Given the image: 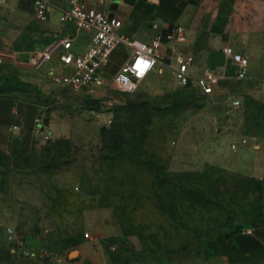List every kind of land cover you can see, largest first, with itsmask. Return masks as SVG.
I'll list each match as a JSON object with an SVG mask.
<instances>
[{"label":"rangeland","instance_id":"rangeland-1","mask_svg":"<svg viewBox=\"0 0 264 264\" xmlns=\"http://www.w3.org/2000/svg\"><path fill=\"white\" fill-rule=\"evenodd\" d=\"M83 32L77 37H86ZM197 33L200 37L202 29ZM194 44L203 45L197 39ZM10 60L12 67L17 65L14 76ZM46 67H33L24 55L10 58L0 53V97L38 102L46 123L39 135H30L23 126L11 130L13 121L0 124L1 246L6 245L1 236L6 224L15 226L25 239L55 234L71 243L75 234H90L91 223L110 221L120 226L129 245L152 259L145 249L181 248L193 241L196 227L198 233L213 234L217 229V237L264 215V189L258 178L213 164L202 166L203 121L208 114L226 121L240 118L247 135L264 137V110L256 122L246 123L254 135L245 130V114L255 110L253 105L244 107V96L260 99L244 88V81L230 79L229 92L242 103L234 109L207 106V96L191 84H176L173 75L175 90H147L140 84L135 91L124 92L104 84L83 94L51 84L41 95L31 80ZM50 76L56 82L54 74ZM173 156L178 161L190 156L195 164L172 170ZM205 172L217 192L233 202L228 230L224 220H213L208 208L193 209L188 202L181 206L187 190L199 189ZM70 247L64 254L72 257ZM185 253L169 254L174 258Z\"/></svg>","mask_w":264,"mask_h":264},{"label":"crops","instance_id":"crops-1","mask_svg":"<svg viewBox=\"0 0 264 264\" xmlns=\"http://www.w3.org/2000/svg\"><path fill=\"white\" fill-rule=\"evenodd\" d=\"M50 1L53 7L44 21L34 17L28 2L6 0L0 4V53L10 58L24 55L27 60L31 51L43 49L49 43L65 36H71L73 52L79 53L86 48L89 42L88 33L83 32L86 37H77L82 31L76 32L71 23L59 21L60 12L68 5L67 0ZM102 4L103 9L121 19L120 33L142 41H148L158 30L175 24L185 27L186 43L179 45L165 42L161 45L159 60L139 82V85L145 84L147 90L176 89V85L170 81L174 54L177 50H186L193 55L191 77L212 69L221 75L213 95L227 94L228 98L233 97L229 92V82L230 79H236L234 64L221 51L222 46L230 44L235 51L244 53L249 58L247 75L239 81H244V88L250 94L264 100V0H103ZM151 23L157 24V30L151 29ZM201 29L202 34L199 37L197 31ZM139 30L138 37L136 32ZM195 39L203 45L196 46ZM127 52V48L121 46L111 52L102 70L104 84L108 87L111 86L109 81L113 73L126 60ZM11 62L10 60V70L14 76L17 65L12 67ZM199 62L203 64L201 69L196 66ZM45 64L47 67L41 70L42 77L39 76L37 82L35 79L31 80L37 83L41 95L49 92L51 84L69 88L51 81V69L60 70L56 55ZM32 72L37 73V70ZM74 91L91 94L93 89ZM206 103L209 107L229 106L224 102L213 103L208 98ZM40 105L38 102H21L19 99L0 97V124L13 121L19 124L18 130L23 126L30 135H39L33 125V117L39 116L42 126L46 125L42 114L43 106ZM204 119L203 137L206 150L202 166L213 164L229 171L253 175L254 179H259L264 189V137L251 138L247 135L240 118L226 121L222 117L208 114ZM223 123L226 126L221 130ZM241 138L246 141L238 143L236 149H230L229 143L239 142ZM189 157L178 161L177 157L173 156L170 166L176 167L169 168L178 170L179 166H182L180 164H195L194 159ZM174 162L176 165H173ZM89 227V237L75 234L71 243L63 242L55 234L47 239L34 240L26 237V243L34 250L50 247L62 253H69L67 248L71 245L70 249L75 254L69 257L65 253L67 264H156L140 249L125 241L119 225L109 221L102 225L91 223ZM208 247L206 255L176 258L165 264H264V215L241 230L232 228L224 235L217 236L208 243ZM0 264L54 263L44 257L33 259L11 253L6 244L0 245Z\"/></svg>","mask_w":264,"mask_h":264},{"label":"built area","instance_id":"built-area-1","mask_svg":"<svg viewBox=\"0 0 264 264\" xmlns=\"http://www.w3.org/2000/svg\"><path fill=\"white\" fill-rule=\"evenodd\" d=\"M6 0H0V4ZM30 3L34 17L44 21L53 3L50 0H17ZM103 0H67V7L59 15L62 23H71L74 30L87 32L89 42L86 48L75 53L71 50V36L61 37L43 49L31 51L27 56V62L33 67H42L52 56L56 55L60 67L59 72L51 69L56 82L73 90L95 89L104 84L102 70L106 65L111 52L121 46L127 48V58L119 65L110 78V84L124 92L135 91L139 82L144 79L159 60V49L165 42L182 45L186 43V29L182 24H175L163 30H158L148 41H142L136 37H130L119 32L122 25L121 19L103 9ZM151 29L157 30V24L151 23ZM221 51L234 64V76L237 80L244 79L247 75L249 58L246 54L237 52L233 46L226 44ZM193 63V55L186 50H177L174 54L172 75L178 85L191 84L201 94L211 100L214 88L221 78L220 73L207 69L195 77H191L190 67ZM212 102V101H211ZM230 107L236 108L241 101L236 97H227L224 101ZM35 130L44 131L39 116L33 117ZM17 124L10 126L11 130L17 129ZM47 132V131H46ZM47 138V134L42 136ZM245 138L239 142L231 141L230 149L234 150L238 143H244ZM249 231V230H247ZM2 240L8 245L11 253L22 257L49 259L54 264H67V255L44 247L34 250L27 246L23 234L11 224H6L1 232ZM89 237L88 232L83 233Z\"/></svg>","mask_w":264,"mask_h":264},{"label":"trees","instance_id":"trees-1","mask_svg":"<svg viewBox=\"0 0 264 264\" xmlns=\"http://www.w3.org/2000/svg\"><path fill=\"white\" fill-rule=\"evenodd\" d=\"M244 99L246 100L244 103V107L246 106H254L253 109L255 110L251 114H245V124L248 122H256L261 115V111L264 110V103L261 102L260 100L254 99L252 96L245 95ZM242 105V103H241ZM247 129L248 133L251 135H254L251 130L247 127V124L245 125V130ZM210 177H207V172H205V176L201 178V183L197 186V188L189 189L190 191L187 190L188 195H184L182 197L185 199L184 203H182L181 206H184L185 202L190 203L191 208L196 209V206H203L205 208H208L210 210L211 215L213 216V220H224L226 224V228H230L232 226V223H230L228 219V208L233 204L232 200L230 199H225L217 190L213 187V184L211 183V180L209 179ZM167 182V181H166ZM162 182L159 183V186H161ZM178 187L183 188V185L179 183ZM186 193V194H187ZM185 194V193H183ZM178 206V207H181ZM179 218H182L179 216ZM185 218V217H183ZM199 222V219L194 220V223L197 224ZM226 230V229H225ZM241 230V229H240ZM216 231L215 229L214 233H198V228H195V234L192 237L193 241H188L187 244H183L182 247H177L176 249L174 248H167V251L163 249V251H153V250H147L145 249L144 251L148 252L152 260L156 264H165L166 262H169L172 259L176 258H186V257H198V256H203L206 255L209 251L208 247V242L212 239H214L216 236ZM64 242V241H63ZM73 242V240H72ZM185 250H183V249ZM180 251H185L186 253L184 255L170 258L171 253L179 254ZM170 253V254H169Z\"/></svg>","mask_w":264,"mask_h":264},{"label":"water","instance_id":"water-1","mask_svg":"<svg viewBox=\"0 0 264 264\" xmlns=\"http://www.w3.org/2000/svg\"><path fill=\"white\" fill-rule=\"evenodd\" d=\"M227 99V94L213 95L211 96V101L213 103H222ZM74 253V252H73Z\"/></svg>","mask_w":264,"mask_h":264}]
</instances>
